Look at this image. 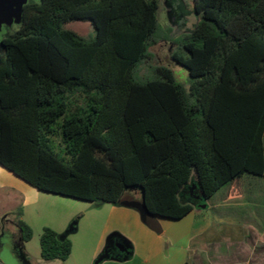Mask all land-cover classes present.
I'll use <instances>...</instances> for the list:
<instances>
[{
	"label": "trees",
	"instance_id": "16d2710c",
	"mask_svg": "<svg viewBox=\"0 0 264 264\" xmlns=\"http://www.w3.org/2000/svg\"><path fill=\"white\" fill-rule=\"evenodd\" d=\"M160 6L24 4L1 41L2 167L39 191L90 202L134 208L124 197L136 188L155 218L172 220L194 210L184 199L192 187L205 202L244 176L264 179V0H195L200 20L172 53L189 86L155 63L151 48L172 40ZM74 21L95 36L66 28ZM17 223L31 241L32 228ZM40 246L45 261L72 252L48 227Z\"/></svg>",
	"mask_w": 264,
	"mask_h": 264
},
{
	"label": "crops",
	"instance_id": "0c3cea01",
	"mask_svg": "<svg viewBox=\"0 0 264 264\" xmlns=\"http://www.w3.org/2000/svg\"><path fill=\"white\" fill-rule=\"evenodd\" d=\"M6 172L8 175L5 178L22 180L8 170ZM244 179L252 180L254 190L251 189L252 195L241 202L242 195H235L233 190ZM262 180L244 176L227 185L229 187L225 194L218 195V192L209 201L199 205L193 203L194 210L180 220L156 217L160 232L144 223L137 209L111 204L105 229L92 258L100 254L102 256L108 247L110 249L117 243L123 249L114 246L109 251L110 257L100 264H264V231L260 230L264 219L262 193L255 186L261 184ZM7 182L1 185L6 187ZM18 187L21 189L20 184ZM217 195L223 198L222 201L217 199ZM21 198L19 196V201L12 203L17 207L11 205L7 210L6 205H2L4 207L0 209V264H7V253L12 256L15 264H19L11 254L12 236L17 234L22 238L17 220L20 218L25 221L27 210L36 203L28 198L22 201ZM197 201L202 202V199ZM20 211L21 216L18 215ZM77 231L78 228L68 236L72 241V252L64 262L66 264L77 256L76 241L73 239ZM4 237L5 244H2ZM25 253L30 260L31 255L27 250Z\"/></svg>",
	"mask_w": 264,
	"mask_h": 264
},
{
	"label": "rangeland",
	"instance_id": "374dc122",
	"mask_svg": "<svg viewBox=\"0 0 264 264\" xmlns=\"http://www.w3.org/2000/svg\"><path fill=\"white\" fill-rule=\"evenodd\" d=\"M28 1L29 0H9L6 2L7 4L0 3V54L3 51L1 46L2 39L19 27L22 8ZM159 1L161 4L159 21L162 28L165 30V33L168 29L170 30L169 34L172 37V40H162L151 48V51L155 55V63L170 67L177 80L184 85L189 86L190 76L188 70L172 59V53L177 47L175 40L182 37L184 34L191 32L200 20V15L195 12V0ZM66 28L74 30L84 37H93L96 34V31L91 26L90 22L86 21L70 22L66 24ZM146 72L147 70L142 68L141 74H145ZM7 173L6 170H3V168L0 167V209L5 205L7 210L10 209L8 206L11 205L17 207L18 205L14 204L19 201V196L22 197V201L28 198L29 200L36 202L33 207H30L27 210V215L24 219L32 228V240L26 242L17 234L12 236L10 250L11 254L16 258L19 264H66L57 260H43L41 257L40 239L45 227L60 232V234H64L75 222L77 223L78 231L73 235V239L76 241L77 256H75L69 264H78L79 262H81V264H96L101 254L93 259L92 253L105 229L111 204L90 202L39 191L26 184L23 180H16V182L5 178V175H8ZM11 177L14 176L12 175ZM6 181H8L6 187H3L1 184ZM18 184H20L21 189H19ZM255 186L257 190H261V206L263 207L262 211L264 213V180H262L259 185L255 184ZM228 187L229 186L220 190L218 195H222L226 192ZM251 189L252 191L254 190L252 180L244 179L240 181V184L236 185L233 193L235 195L240 193L242 195V197H240L242 202L252 195L250 192ZM193 192H196L197 195ZM199 195L197 188H194L192 191L187 190L185 192L184 199L185 201H191L195 205H199L200 203H203V201H197L196 196ZM141 197L140 190L133 188L128 190L124 197V202H140L142 200ZM220 197L221 196H218L217 199L222 201L223 198ZM14 198H17V200L13 201ZM13 202L14 204H12ZM260 230L264 231V219L261 221ZM2 244H5V237ZM26 250L31 255L30 260L25 253ZM6 255H8V253Z\"/></svg>",
	"mask_w": 264,
	"mask_h": 264
},
{
	"label": "water",
	"instance_id": "95a60500",
	"mask_svg": "<svg viewBox=\"0 0 264 264\" xmlns=\"http://www.w3.org/2000/svg\"><path fill=\"white\" fill-rule=\"evenodd\" d=\"M8 1L9 0H0V3L7 4L6 2ZM21 14H22V11H21ZM196 198L199 199L200 197L197 196ZM130 206L134 207L135 209L139 211L144 223H146L150 228L154 229L155 231H160L159 223L157 222L155 216L148 210L145 204L144 195H143V199L140 202L136 201V202L130 203ZM76 230H77V223L75 222L67 229V231L63 235H61V238L69 236L70 234L74 233ZM118 247L120 249H123L122 246L120 245H118ZM109 257H110V254H109V247H108L106 252L102 256H100L96 264H100L103 260L108 259ZM5 262L7 264H15V261L10 254L6 256Z\"/></svg>",
	"mask_w": 264,
	"mask_h": 264
},
{
	"label": "flooded vegetation",
	"instance_id": "af4514ba",
	"mask_svg": "<svg viewBox=\"0 0 264 264\" xmlns=\"http://www.w3.org/2000/svg\"><path fill=\"white\" fill-rule=\"evenodd\" d=\"M114 246H117L118 247V244H114ZM114 246L110 247L109 251L111 252V249H114Z\"/></svg>",
	"mask_w": 264,
	"mask_h": 264
}]
</instances>
